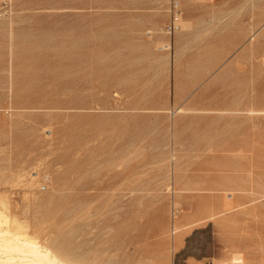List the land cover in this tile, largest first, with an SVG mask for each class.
<instances>
[{
  "label": "rangeland",
  "instance_id": "374dc122",
  "mask_svg": "<svg viewBox=\"0 0 264 264\" xmlns=\"http://www.w3.org/2000/svg\"><path fill=\"white\" fill-rule=\"evenodd\" d=\"M0 220L70 264H264V0H0Z\"/></svg>",
  "mask_w": 264,
  "mask_h": 264
},
{
  "label": "bare ground",
  "instance_id": "6f19581e",
  "mask_svg": "<svg viewBox=\"0 0 264 264\" xmlns=\"http://www.w3.org/2000/svg\"><path fill=\"white\" fill-rule=\"evenodd\" d=\"M1 222L0 220V264H70L20 233L15 232L7 237V230L1 227Z\"/></svg>",
  "mask_w": 264,
  "mask_h": 264
},
{
  "label": "built area",
  "instance_id": "2783aa9c",
  "mask_svg": "<svg viewBox=\"0 0 264 264\" xmlns=\"http://www.w3.org/2000/svg\"><path fill=\"white\" fill-rule=\"evenodd\" d=\"M175 18H178V15L175 13ZM175 24H173V26H169V29H173V27L175 28ZM205 264H214L213 260H208Z\"/></svg>",
  "mask_w": 264,
  "mask_h": 264
}]
</instances>
